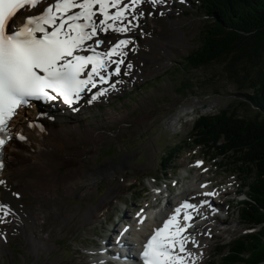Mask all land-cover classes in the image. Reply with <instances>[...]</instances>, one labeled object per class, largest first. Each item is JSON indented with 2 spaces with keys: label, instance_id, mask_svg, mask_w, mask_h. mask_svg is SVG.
<instances>
[{
  "label": "rangeland",
  "instance_id": "obj_1",
  "mask_svg": "<svg viewBox=\"0 0 264 264\" xmlns=\"http://www.w3.org/2000/svg\"><path fill=\"white\" fill-rule=\"evenodd\" d=\"M142 5L126 11L128 16L122 24L129 27L128 32L109 30L101 34L109 43L123 36L129 41L121 74L109 81L115 89L109 88L108 94L89 104L87 100L99 90L91 93L84 99L86 104L81 102L70 112L58 106L52 109L57 117L45 122L61 135L57 144L63 164L43 174L35 175L30 169L24 172L29 190H20L13 179L0 184V204H8L11 210L3 216L4 209L0 208L4 220L0 237H5L0 244V264H99L98 244L104 243V237L114 240L113 232H118L123 222L129 225V220L136 219L145 208L161 210L169 199L189 198L204 181L211 189L230 191L228 197L220 193L216 198L224 203L230 217L225 221L226 232L218 229L217 222H210L217 230L210 231L214 237L205 231V247L195 248L198 264L220 261L226 254L221 253L222 246L228 247L236 238L253 232L243 222L238 203L227 201L235 198L237 190L247 192L243 187L246 176L221 169L222 160L211 161L195 150L184 153L170 173L159 174L168 147L180 138L187 140L198 117L217 115L226 108L241 117H254L257 111L244 104L245 92L227 77L222 62L201 68L182 64L181 59L201 45L204 17L192 12L193 0H165L156 7L147 2ZM128 63L133 67L124 75ZM26 115L34 118L30 112ZM97 124L106 130L83 133L81 139L70 137V129L93 131ZM90 138L96 139L94 146L89 144ZM197 159L204 161L199 170L194 168ZM47 172L54 175L50 181L44 175ZM117 186H121L119 193L113 194L100 216L86 218V212L101 206L111 188ZM33 187H39L43 194L34 193ZM10 194L26 208L40 206L44 211L38 215L43 239L34 235L29 240L27 232L13 225L11 216L16 215V209L7 199ZM192 237L197 239L194 233Z\"/></svg>",
  "mask_w": 264,
  "mask_h": 264
},
{
  "label": "snow or ice",
  "instance_id": "obj_2",
  "mask_svg": "<svg viewBox=\"0 0 264 264\" xmlns=\"http://www.w3.org/2000/svg\"><path fill=\"white\" fill-rule=\"evenodd\" d=\"M145 2L156 7L165 0H131V6L136 8ZM129 10L124 0H0V133H5V137L0 138V149L9 138V123L19 109L33 101L57 100L72 107L81 100L82 94L96 88L97 83L109 84L112 76L121 74L124 60L112 57H124L123 49L129 41L117 39L101 52L96 49L104 41L94 38L109 30L121 34L128 32L129 27L122 22L127 19L126 11ZM97 15L102 17L98 22L94 18ZM111 64L115 67L109 70ZM132 67L128 63L123 74L129 75ZM109 87L115 89V84ZM107 91L101 88L87 103L91 104ZM0 208L4 209L3 216L11 213L7 205L0 204ZM195 208L194 204H181L147 239L135 264H188L183 255L187 237L182 234L190 225H181L178 216L181 209ZM183 219L187 222L192 216L185 211ZM2 222L3 217H0ZM187 256L192 257V253L188 252Z\"/></svg>",
  "mask_w": 264,
  "mask_h": 264
},
{
  "label": "trees",
  "instance_id": "obj_3",
  "mask_svg": "<svg viewBox=\"0 0 264 264\" xmlns=\"http://www.w3.org/2000/svg\"><path fill=\"white\" fill-rule=\"evenodd\" d=\"M194 5L193 12L204 17L201 45L182 64L201 68L222 62L227 77L245 92L244 104L257 114L241 117L226 108L200 116L187 140L168 147L159 174L198 149L211 161L222 160L221 169L246 176L247 197L238 211L254 231L223 246L226 254L210 264H264V0H196Z\"/></svg>",
  "mask_w": 264,
  "mask_h": 264
},
{
  "label": "bare ground",
  "instance_id": "obj_4",
  "mask_svg": "<svg viewBox=\"0 0 264 264\" xmlns=\"http://www.w3.org/2000/svg\"><path fill=\"white\" fill-rule=\"evenodd\" d=\"M139 6H143V5L141 4ZM95 7L98 8V6H95ZM109 11L111 12V9H109ZM101 18L102 17H99L98 15L95 17L97 22ZM95 38H99V35L98 37H95ZM103 44H105V41ZM112 59L115 60L118 58L113 57ZM122 66L123 64L120 66L121 69H122ZM114 67H115L114 64L109 65V70L114 69ZM88 93L89 92H86V94ZM107 94H108V91H107ZM115 117L118 118L119 116H115ZM21 118L22 119L19 118L14 123V130H15L14 133L16 136H14L10 145L15 149L13 152L5 151V155H6L5 156V169L0 174V181L3 180L9 184L11 183L10 179H13L19 186L20 190H27L28 188H26L24 184L25 181L23 177L27 173L28 169L34 170L36 172L35 175H38V174H43L49 168L54 171L59 165L63 164V162L61 161L62 158H60V155H58V152L61 149L57 144L58 142L57 137L61 135L59 134V132H56L54 129H51V126H48V124L41 131L38 130L36 126L30 129L26 126V120H27L26 116H23ZM78 130L79 129H76V130L70 129V131H73L70 137L81 139L83 133L90 134V133H93L94 131L101 132V131H105L106 129L104 128L103 124H97L96 128L93 131L92 130L89 131V128L81 129L79 131ZM20 136H23L24 140H21ZM95 140H96L95 138H90L89 144L94 146ZM107 171L109 170H106L105 172ZM24 172L26 173L23 174ZM44 175L49 177L48 179L49 181L51 177H54V175H52L51 172H47ZM34 179H35V176H34ZM208 183L209 182L204 181L201 183L200 187L196 186L194 191L189 195V198L193 200H198L200 203L203 200L211 199L215 205H218L219 203L215 200L217 196L214 198L212 196L204 195V193L206 192H213L215 190V189H211ZM203 184H206V186H203ZM120 187L121 186H117L116 188L112 187L109 194L101 202L100 204L101 206L97 208L95 207L91 208V210L86 212L85 214L86 218L88 219L89 218L92 219L93 217L98 218L100 216V211L103 208H106V206L110 204V201H111L110 198L113 199L114 197L113 194L116 195L117 193H119ZM33 190H34V193L43 194L41 193L39 187H36V188L33 187ZM7 197H8L7 198L8 200L10 199L9 202L11 201L13 205H15V209H16V213H15L16 215L14 217L11 216L13 225L19 228L20 232L22 230L27 232V237L29 240H32L34 235L36 236L38 235V237L40 236L43 239L44 236H42L39 230L41 227L42 221H40L38 218L40 211L41 213L44 212V211L42 212L41 207L38 206L36 207L35 210H30L26 208L24 204L14 199L12 194L7 195ZM177 204H181V202ZM177 204L175 203L174 200L169 199V207L167 211L165 208H162L161 210L159 209L160 210V211L158 210L159 212H156V211L154 212L153 210H147V209L142 210L137 215L136 219H134V221L129 227L124 226L123 228H120L118 232L115 231L114 234H119L118 235L120 239L119 242L123 241L125 243H128V245L134 246L133 248L134 250L135 249L138 250L143 247L144 241L147 239L148 235L153 232L155 227L160 224L161 219L162 221L164 219H167L169 214L173 211V208H175ZM94 211H96L95 213L97 214V216L94 215ZM211 221H213V219L211 218L204 219L202 224L197 229H195L194 231L195 236L202 240L206 238L205 231H207L208 233H210V237H214L210 231H213V230L215 231L217 229L216 227H213L212 225H210ZM210 226L212 228L210 230H207ZM122 232L124 233L122 234ZM188 236H189V239L187 238V241L185 243L186 253H184L183 255L186 256L188 264H198L197 261L195 260L196 256L193 250L195 248L202 247L203 246L202 241H198L197 239L192 238V232ZM4 239L5 237H2V238L0 237V244L3 243ZM193 241L195 242V244L192 243ZM188 252L192 253V257L187 256ZM193 257H194V261H193Z\"/></svg>",
  "mask_w": 264,
  "mask_h": 264
}]
</instances>
